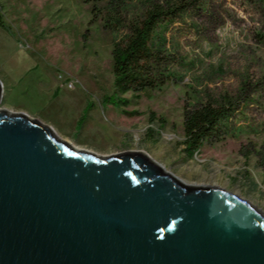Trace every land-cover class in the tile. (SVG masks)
<instances>
[{"label": "rangeland", "instance_id": "rangeland-1", "mask_svg": "<svg viewBox=\"0 0 264 264\" xmlns=\"http://www.w3.org/2000/svg\"><path fill=\"white\" fill-rule=\"evenodd\" d=\"M146 1L127 0L130 13ZM93 6L105 2L0 0V108L102 156L146 152L186 183L219 186L264 214V0H204L169 25L170 79L139 98L128 93L126 107L103 102L113 91L114 35ZM224 98L238 106L228 134L187 159L184 104Z\"/></svg>", "mask_w": 264, "mask_h": 264}, {"label": "water", "instance_id": "water-1", "mask_svg": "<svg viewBox=\"0 0 264 264\" xmlns=\"http://www.w3.org/2000/svg\"><path fill=\"white\" fill-rule=\"evenodd\" d=\"M0 264H264V214L146 152L102 156L0 108Z\"/></svg>", "mask_w": 264, "mask_h": 264}, {"label": "trees", "instance_id": "trees-1", "mask_svg": "<svg viewBox=\"0 0 264 264\" xmlns=\"http://www.w3.org/2000/svg\"><path fill=\"white\" fill-rule=\"evenodd\" d=\"M82 1L105 2L103 8H92L94 18L100 17L114 35L113 91L103 102L126 107L131 104V99L126 97L128 93L139 98L142 92L160 89L168 82L172 58L163 44L166 28L187 12L198 13L204 0H147L139 15L130 13L127 0ZM0 27H3L1 17ZM237 107L228 98L220 104L211 100L184 104L182 145L187 159H192L205 143L219 141L228 134ZM124 114L131 117L137 112Z\"/></svg>", "mask_w": 264, "mask_h": 264}, {"label": "built area", "instance_id": "built-area-1", "mask_svg": "<svg viewBox=\"0 0 264 264\" xmlns=\"http://www.w3.org/2000/svg\"><path fill=\"white\" fill-rule=\"evenodd\" d=\"M68 88H73V84H69Z\"/></svg>", "mask_w": 264, "mask_h": 264}]
</instances>
